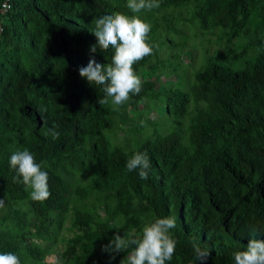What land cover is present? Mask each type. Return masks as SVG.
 I'll return each mask as SVG.
<instances>
[{
  "label": "trees",
  "instance_id": "16d2710c",
  "mask_svg": "<svg viewBox=\"0 0 264 264\" xmlns=\"http://www.w3.org/2000/svg\"><path fill=\"white\" fill-rule=\"evenodd\" d=\"M109 1L7 0L10 8L5 9L0 36V192L6 204L28 201L32 212L41 218L35 235L50 244L68 205L69 171L62 160L78 153L83 126L107 128L115 113L98 103L105 95L102 86L89 84L78 72L93 54L90 46L97 43L91 15L109 11ZM247 1L194 0L191 17L203 28L233 27L240 25L237 17ZM260 1L264 5V0ZM249 37L254 39L256 34ZM148 43L154 45L150 40ZM22 52L28 57L25 66L21 64ZM93 55L111 62L108 51L98 49ZM197 80L193 97L204 101L207 110L188 133L187 145L181 143L175 128L114 153L105 151L101 139L89 143L88 165L106 173L102 184L95 185L96 192H103L107 199L116 188L112 190L118 195L114 210L122 214L123 222L109 224L112 210L106 203V217L93 226L86 213L75 211L85 226L72 234L69 243L81 240L96 244L104 235H123L131 228L138 232L144 223L173 216L176 227L170 232L176 250L166 264H200L195 260L193 242L209 250L205 264H235L233 253L246 248L250 229L264 226V50L246 71L230 70L213 60L198 73ZM185 97L181 92L177 98L168 95L166 104L182 114ZM15 118L29 125L30 138L9 149V131L15 126ZM53 125L58 126V139L44 134ZM24 148L48 173L51 195L43 202L32 200L22 182H13L15 171L9 166V158ZM136 152L150 160L147 180L140 178L139 169H126V161ZM105 186L107 189L102 190ZM129 197L134 202L127 200ZM131 214H137L135 223L129 219ZM48 249L24 238L22 231L12 235L0 232V252L15 253L21 264H36ZM131 250L119 252L110 260L102 246H91L71 252L69 264H117L119 255Z\"/></svg>",
  "mask_w": 264,
  "mask_h": 264
},
{
  "label": "rangeland",
  "instance_id": "374dc122",
  "mask_svg": "<svg viewBox=\"0 0 264 264\" xmlns=\"http://www.w3.org/2000/svg\"><path fill=\"white\" fill-rule=\"evenodd\" d=\"M4 2L5 0H0V36L2 23L6 20L7 13ZM186 2L174 4L159 1L158 8L151 11L145 10L139 14L141 19L150 24L148 40L155 46L153 55L146 56L141 64L134 68L142 80L141 91L138 95H132L128 102L119 106L118 110L113 111L115 113L112 114L109 127L88 129L83 126L81 139L77 144L78 153L74 152L62 160L61 164L69 171L66 182L68 205L52 244L35 235V229L41 228V218L32 212L28 201L23 199L6 204L4 195L0 192V199H4V207L0 208V232L12 235L22 231L24 238H30L43 248H49L36 264H54V257L63 259L64 264H69L71 252L105 245L112 238L104 235L96 244H85L81 240L69 243L72 234L85 226L83 221L80 222L75 217V211L86 213L93 226L106 217L107 214L103 211L104 203H106L112 210L109 224L116 226L123 222L122 214L114 210L118 195H115L112 190L116 188L113 187L107 199L103 192L102 195L96 192L95 185L102 184V177L106 173L91 169L88 165L89 143L101 139L105 151L114 153L115 149H130L144 139L166 135L175 128L180 133L181 143L187 145L188 133L200 121L202 111L207 110L204 101L193 97V88L198 84V73L204 71L208 63L213 60L228 66L230 70L246 71L257 54L264 50V24L262 23L264 5L260 0L246 2L245 8L237 17L240 25L212 28L201 27L191 17L194 0ZM126 3L127 0H110L109 11L92 13L94 27L95 19L101 15H110L115 12L133 15L126 7ZM251 33L256 34V40L249 37ZM107 51L110 59L114 49L110 47ZM90 56L94 55H88V60ZM20 57L21 64L25 66L28 62L26 53L22 52ZM95 59L102 64L110 63L105 58L95 57ZM180 92L186 95L182 114L172 111L166 104V96L171 95L177 98L180 97ZM106 106L113 110L112 105ZM141 121L144 122L143 125ZM14 122L15 126L9 131L10 145L7 146L9 149L13 144L27 142L30 138L29 125L16 118ZM76 189L80 190L79 194H76ZM104 189H107V186L102 188ZM30 191L28 189L29 195ZM127 200L134 202L135 199L129 197ZM16 217L21 221L19 222ZM129 219L135 223L137 214H131ZM51 229L52 226L49 225L48 232ZM19 242L24 243V240L20 239ZM130 252L119 255L117 264H128L127 258Z\"/></svg>",
  "mask_w": 264,
  "mask_h": 264
},
{
  "label": "clouds",
  "instance_id": "9594fccd",
  "mask_svg": "<svg viewBox=\"0 0 264 264\" xmlns=\"http://www.w3.org/2000/svg\"><path fill=\"white\" fill-rule=\"evenodd\" d=\"M10 8V5L8 6ZM126 7L133 13L128 15L115 12L101 15L95 19L94 35L97 43L90 46V53L114 49L111 62L102 64L94 56H90L86 66L79 67V76L86 78L89 84L100 85L105 93L98 101L101 105H112L113 110L128 102L132 95H138L142 88V80L136 74L133 65L153 55L154 45L148 43L149 23L140 18L143 11H151L159 7V0H127ZM41 111L46 109L41 108ZM141 121V125H143ZM53 125L44 134L58 139L60 133ZM9 166L15 171L13 182H22L30 189L31 199L38 202L47 200L51 193L48 186V173L42 170L35 156L27 148L16 150L10 155ZM128 172L139 169L141 179L149 178L150 160L146 154L136 152L126 161ZM4 207V199H0V208ZM176 227V218L166 216L145 223L139 234L135 229L114 233L102 251L109 253L114 259L119 252L131 248L128 264H166L173 259L176 240L170 230ZM119 229V227H117ZM196 262L205 264L210 252L193 242ZM235 264H264V226H253L249 231V239L244 250L233 253ZM54 264H64L63 259L53 258ZM0 264H21L18 255L13 252H0Z\"/></svg>",
  "mask_w": 264,
  "mask_h": 264
},
{
  "label": "built area",
  "instance_id": "2783aa9c",
  "mask_svg": "<svg viewBox=\"0 0 264 264\" xmlns=\"http://www.w3.org/2000/svg\"><path fill=\"white\" fill-rule=\"evenodd\" d=\"M3 5L5 6V9L8 8V3H7V0H5V2L3 3Z\"/></svg>",
  "mask_w": 264,
  "mask_h": 264
}]
</instances>
